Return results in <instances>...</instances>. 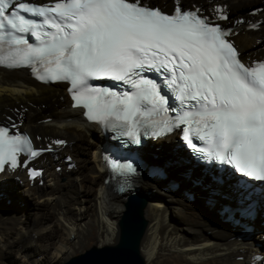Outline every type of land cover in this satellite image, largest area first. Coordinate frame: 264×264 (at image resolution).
<instances>
[{"label":"bare ground","instance_id":"1","mask_svg":"<svg viewBox=\"0 0 264 264\" xmlns=\"http://www.w3.org/2000/svg\"><path fill=\"white\" fill-rule=\"evenodd\" d=\"M144 1L171 10L182 0ZM185 1L209 18L228 13L223 24L237 21L230 39L240 58L248 63L264 58V3L248 9L264 0ZM249 21L262 25L249 26ZM47 110L56 118L36 117ZM90 115L95 113L74 105L66 84L43 85L27 70L0 68V121L29 132L36 146L54 149L25 168L0 173V264H61L81 251L91 234L99 247L117 242L131 192L118 193L105 182L106 141ZM178 145L177 134L170 133L141 150L147 166L137 173L133 189L145 196L150 192L140 242L145 264H264V195L255 200L251 220L242 212L249 202L241 203L234 176L210 171L196 184L202 173ZM29 167L41 168V174L32 177ZM155 167L163 172L152 171ZM13 193L18 208L8 205ZM41 255L45 262L38 260Z\"/></svg>","mask_w":264,"mask_h":264},{"label":"snow or ice","instance_id":"2","mask_svg":"<svg viewBox=\"0 0 264 264\" xmlns=\"http://www.w3.org/2000/svg\"><path fill=\"white\" fill-rule=\"evenodd\" d=\"M16 9L44 18L42 23L55 28V32L43 34L50 42L34 47L14 35L12 30L41 39L32 31L36 22ZM220 19L228 17L222 14ZM228 34L209 18L198 16L197 11L177 8L175 15H166L140 5L138 0H55L52 6L0 0V51L6 42L26 45L10 62L8 56H0V64L14 68L40 63L45 74L38 78L70 81L69 91L77 89L74 99L78 101L84 93L99 92L88 86L91 78L103 75L131 82L137 89L134 94L121 99L105 93L113 97L106 103L91 95L85 98V107L95 113L89 118L99 122L113 116L122 119L128 125L123 134L139 143L130 118L140 111L141 102L147 101L155 109L163 97L153 81L130 78L145 66H153L155 61H149V55L159 59L163 54L165 68L171 63L173 73L180 70L178 98L195 102V111L185 113L180 122L200 126L198 138L209 145L201 151L234 165L241 174L264 181V62L255 67L242 63L237 49L224 39ZM6 36L10 40L6 41ZM176 81L173 75L172 83ZM119 105H123V115ZM166 130L171 129L161 128L156 134ZM184 138L191 144L187 133ZM43 150H34L27 136L9 135L6 128H0V171L9 162L11 167L17 166L18 152L27 151L35 157ZM126 170L135 171L130 164Z\"/></svg>","mask_w":264,"mask_h":264},{"label":"water","instance_id":"3","mask_svg":"<svg viewBox=\"0 0 264 264\" xmlns=\"http://www.w3.org/2000/svg\"><path fill=\"white\" fill-rule=\"evenodd\" d=\"M126 195V210L119 221V236L115 244L92 246L71 256L61 264H145L140 254V242L146 228L143 208L146 196L134 189Z\"/></svg>","mask_w":264,"mask_h":264},{"label":"rangeland","instance_id":"4","mask_svg":"<svg viewBox=\"0 0 264 264\" xmlns=\"http://www.w3.org/2000/svg\"><path fill=\"white\" fill-rule=\"evenodd\" d=\"M36 1H43V0H36ZM141 2L142 3H144V4H147V5H158V6H160V4L158 3V2H145L144 0H141ZM264 3V1H261V2H257L256 4H252V5H250V7H248V9H251V7L253 8V7H256V6H261L263 3ZM175 3H177L179 6H181L182 8H186V7H189V8H191L192 7V4L191 5H189L185 0H182V1H180V2H175ZM262 3V4H261ZM161 8H165L164 6H160ZM194 7V6H193ZM192 7V8H193ZM165 9H167V7L165 8ZM167 10H169V9H167ZM229 16V15H228ZM229 20H231V17L229 18ZM252 23V22H251ZM250 23H248V25H249ZM261 25H262V23H261ZM261 25H260V27H261ZM256 59V58H255ZM2 106H7V105H2ZM26 110V109H25ZM36 112V111H35ZM45 115H48V116H53L54 118H56V114L55 113H52L50 110H47V111H45V112H43V113H37L36 114V117H39L38 119H41L42 117H44ZM35 117V116H34ZM24 118V117H23ZM25 119V118H24ZM23 119V120H24ZM36 119V118H35ZM16 120H20L19 118H16ZM3 123V122H2ZM46 124V123H45ZM23 127V126H22ZM23 129H26V128H23ZM27 130V129H26ZM38 145H45V144H40V143H37ZM145 147V146H144ZM143 147V148H144ZM142 148V149H143ZM178 172V177H179V181L180 182H183V181H181L180 180V175H179V171H177ZM163 181H165L164 179H163ZM158 184H155V186H157ZM164 185V184H163ZM175 193V192H174ZM149 194H150V192H146V196H147V198H148V200H149ZM2 199V198H1ZM8 200V199H7ZM11 202L10 203H8V205L10 204V205H14L16 208H18L17 207V203H18V201H20L19 199H18V197H17V195H14V193L12 194V196H11ZM25 204H27L28 205V203H25V202H21L20 203V206L21 207H23V206H25ZM14 209V211H17V209ZM125 210H126V207L124 206V212H125ZM211 215V214H210ZM263 220H264V218H263ZM229 221V220H228ZM238 226V225H237ZM258 235V233L255 235V236H257ZM254 236V237H255ZM258 242H262V240H258L257 238H255ZM92 246H98V245H96V238H95V235L94 234H91L90 236H89V239H88V242L85 244V247L81 250V251H77L74 255H76V254H79V253H81V252H84L85 250H87V249H89L90 247H92ZM101 247V246H100ZM45 257V255H41V257H39L38 258V260L40 261V262H42V260L44 261H46V259L44 258ZM68 260V259H67ZM145 260V259H144ZM44 261V262H45ZM64 262V261H63ZM11 264V263H10Z\"/></svg>","mask_w":264,"mask_h":264}]
</instances>
